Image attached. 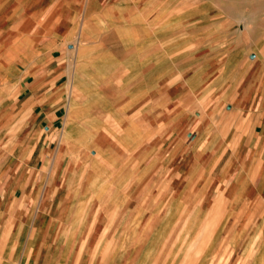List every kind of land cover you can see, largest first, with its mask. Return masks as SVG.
Masks as SVG:
<instances>
[{"label": "crops", "instance_id": "0c3cea01", "mask_svg": "<svg viewBox=\"0 0 264 264\" xmlns=\"http://www.w3.org/2000/svg\"><path fill=\"white\" fill-rule=\"evenodd\" d=\"M92 2L0 0V264H21L23 254H27L24 264L110 263L108 258L102 261L99 257L106 253L107 248L127 245V241L130 244L132 213L134 215L138 211V215L142 214L139 217L141 222L148 212H155L154 218L160 223L156 227L163 229L162 207L154 206L152 211L146 205L145 199L150 196L146 192V183L158 182L157 185L154 183L158 187L153 190L154 196L155 191H161V179L170 181L181 174L170 171L162 178L154 169L153 173L146 175L144 167L169 164L177 156L178 163L191 162L183 152V155L171 153L162 161L157 153L151 162L145 163L141 152L140 121L136 119L139 115L133 116V122L123 133V136L133 134L135 138L130 141L123 136L125 142L118 139L106 122H102L103 142L93 137L92 124L85 126L86 140L73 141L75 132L80 129L75 123H86L87 118L76 108L84 98L72 97L68 88H82L78 59L84 54L73 48L58 53L57 43H66L72 38L68 35L62 38L56 27L63 26V33L68 32L69 36L77 30L78 36L74 40L78 42L88 35L102 39L103 32L109 30L100 18L103 5L100 1ZM106 7L109 11L115 6ZM80 9L82 14L77 12ZM87 13L91 18L85 17ZM209 34L208 45L214 47L215 31ZM211 49L213 52L209 53V59L214 61L218 51ZM67 57L75 59L73 65L64 64L63 59ZM252 59L256 62L264 59V55L259 53ZM42 60H48L50 65L44 67ZM10 62L33 64L25 66L27 64L24 63L23 69L18 71L13 66L10 72ZM231 69V64L226 63L223 71L216 68L204 74L201 78L209 85L202 93H211L218 102L226 103V110L218 105L214 114H226L231 129H249L247 144H252V150L249 151L248 166L249 174L254 178L243 189L242 185L237 187L236 193L241 192L236 194L230 206L238 208L242 216H249L246 223H262L260 228H263L264 73L259 76V84L244 80L242 97L237 98L239 94L233 93L237 85ZM220 89L225 91L220 93ZM220 123H214L213 135L208 133L209 129L201 130L197 143L202 145V150L196 151L200 155L203 153V162L233 160L234 151H227L225 156L224 147L230 142L223 136ZM126 142L134 143L135 155L126 149ZM186 143L188 150L190 143L184 141L183 146ZM211 147L214 149L209 152ZM118 149L124 158L120 163L109 159L112 154L115 157L121 155H118ZM129 167H135L137 173H131L127 169ZM104 169H108V173L105 174ZM191 178L190 173L184 175L185 180ZM133 184L135 188L130 194ZM242 190L249 191V195H242ZM131 201L138 204L133 211ZM172 205L167 212L171 213ZM186 208L190 225L194 226V206L189 209L187 204ZM226 209L227 206L224 211ZM208 210L210 207H206ZM220 210L206 212L207 222L213 227L208 240L220 225ZM10 255L15 258L11 259Z\"/></svg>", "mask_w": 264, "mask_h": 264}, {"label": "rangeland", "instance_id": "374dc122", "mask_svg": "<svg viewBox=\"0 0 264 264\" xmlns=\"http://www.w3.org/2000/svg\"><path fill=\"white\" fill-rule=\"evenodd\" d=\"M99 1L103 5L101 21L109 29L103 32L102 39L88 35L78 42L74 40L78 36L77 30L69 36L68 32L63 33V26L56 27L62 38L67 35L72 38L69 42L57 43L58 53L73 48L84 54L78 59L82 88L67 87L72 97L84 98L76 108L87 118L86 123H75L80 129L75 132L73 141L86 140L85 126L92 124L93 137L103 142L102 122L110 125L111 132L118 139L122 138L133 122V116L139 115L136 119L140 121L141 152L145 163L151 162L157 153L159 160H164L171 153H185L191 160L178 163L177 156L169 164L144 167L146 175L153 173L154 169L160 172L161 177L170 171L181 174L170 181L161 179V191H155L154 196L153 190L158 188L154 183L158 182L146 183V192L150 195L145 199L146 205L152 211L154 206L162 207L163 229L157 228L160 223L154 218L155 212H148L141 222L139 217L142 214L138 215V211L134 215L132 213L130 244L127 241V245L109 248L110 263L106 264H181L189 254L195 257L188 259L187 263L191 264H249L246 259V262L244 259L241 261V257L259 249L264 241V227L260 228L262 223H246L249 216H242L238 208L230 206L236 194L241 192L236 193L237 187L242 185L243 189L254 178L249 174L248 166L249 151L252 150V144H247L249 129H231L226 114H214L218 105L226 110V103L218 102L211 93H202L209 84L201 77L216 68L223 71L226 63H230L237 85L233 93L239 94L237 98L242 97L244 80L258 83L259 76L264 73V59L255 62L252 57L259 53L264 55V0H95L96 3ZM111 4L115 7L108 11L106 6ZM77 12L82 14L83 11ZM89 15L87 13L85 17L91 18ZM211 31L216 34L214 47L208 45ZM211 48L218 51L214 61L209 59L213 52ZM97 53L104 54L99 56ZM63 61L73 65L75 59L67 57ZM24 63L27 64L25 66L33 64L10 62V72L13 66L17 71L23 69ZM41 63L44 67L50 65L48 60ZM224 91L220 89V93ZM215 122L221 124L223 136L229 139L230 144L224 150L225 153L235 152L233 160L203 162V153H199L202 145L197 142L202 135L201 130L209 129L208 133L213 135ZM123 137L127 141L135 138L133 134ZM184 141L190 143L188 150L187 143L183 146ZM133 145L126 142V149L134 152ZM213 149L211 147L209 152ZM116 151L119 153V149ZM137 152L140 154L138 149ZM112 155L109 159L113 162H123L122 152L118 157ZM127 169L137 173L135 167ZM103 171L108 173V169ZM186 173L191 174V180L184 179ZM134 188L135 185L130 194ZM243 194L248 196L249 191L242 190ZM131 202L133 211L138 204L137 201ZM171 204L174 208L170 213L166 210ZM187 204L189 209L194 206V226L190 225L187 217ZM206 207L210 210L206 211ZM219 209L220 225L210 242L208 235L212 226L207 222L206 212ZM257 235L261 236L253 244ZM223 240L227 242L226 248L211 247V243L216 246ZM26 255H22L21 264H24ZM10 258L15 257L10 255Z\"/></svg>", "mask_w": 264, "mask_h": 264}, {"label": "bare ground", "instance_id": "6f19581e", "mask_svg": "<svg viewBox=\"0 0 264 264\" xmlns=\"http://www.w3.org/2000/svg\"><path fill=\"white\" fill-rule=\"evenodd\" d=\"M75 86V85H74ZM73 90V89H72ZM108 207V206H107ZM109 208V207H108ZM109 210V209H108ZM111 225V224H110ZM112 226V225H111ZM218 226V225H217ZM114 226H112V228H113ZM111 228V227H110ZM110 228H109V230H110ZM175 228H177V226L175 227ZM175 228H174V230H175ZM111 232H113V231H111ZM173 232V231H172ZM171 232V233H172ZM112 235V234H111ZM177 235H178V233H177ZM103 236H105V234L103 235ZM259 237H255L254 238V241L252 242L253 244H255L256 243V241H257V239H258ZM171 241V240H170ZM169 241V242H170ZM212 240L210 239V242H211ZM223 242L226 244H223ZM223 242L220 244V245H216V246H214L212 243H211V247L213 248L214 247V249H217V248H219V249H221V248H226L227 247V242H226V240H223ZM100 244V243H99ZM108 244V243H107ZM173 244V243H172ZM216 244V243H215ZM263 244V245H262ZM262 244L260 245V247H259V249H254V251L252 252V253H245L244 254V258L243 257H241V261H243V259H244V261H245V259L249 262V264H264V248H262L263 246H264V241H262ZM210 246V244L208 245V247ZM231 246V245H230ZM87 247V246H86ZM125 249V248H124ZM228 249V248H227ZM107 250H109V248H107L106 250H105V252L106 253H103V255H100V259L102 260V261H106V259L108 258V257H110V255H111V253H109ZM229 250V249H228ZM154 251V250H153ZM98 252V251H97ZM104 252V251H103ZM157 252V251H156ZM165 252V251H164ZM168 253V252H167ZM155 254V253H154ZM232 254H234V252H232ZM247 254V255H246ZM150 255H151V253H150ZM168 255V254H167ZM152 256V255H151ZM175 256V255H174ZM161 257H162V254H161ZM160 257V258H161ZM251 257H253L252 258V261H250V258ZM189 258H195V257H193L192 255H188L186 258H184L183 260H182V263L181 264H191L190 262L189 263H187L188 262V259ZM148 259H149V257H148ZM152 259H153V257H152ZM99 261V260H98ZM109 261V260H108ZM173 261V260H172ZM171 261V262H172ZM152 262V261H151ZM150 262V263H151ZM246 262V261H245ZM143 263H146V262H143ZM142 263V264H143ZM241 263V262H240ZM239 264V263H238ZM243 264V263H242Z\"/></svg>", "mask_w": 264, "mask_h": 264}]
</instances>
